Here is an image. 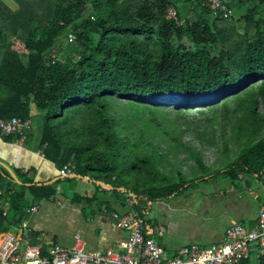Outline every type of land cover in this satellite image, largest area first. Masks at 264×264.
I'll return each mask as SVG.
<instances>
[{
	"label": "trees",
	"instance_id": "1",
	"mask_svg": "<svg viewBox=\"0 0 264 264\" xmlns=\"http://www.w3.org/2000/svg\"><path fill=\"white\" fill-rule=\"evenodd\" d=\"M14 1L23 10L0 0V120L39 119L48 160L73 162L78 176L125 193L142 222L148 202H165L211 174L231 182L264 175V0H224L228 19L192 0H38L41 13L31 17L24 0ZM168 6L178 22L166 18ZM64 42L65 59L48 66ZM123 101L143 130L118 116ZM216 105L225 164L213 170L187 146L194 166L184 174L160 150L161 135L180 144V116L164 113ZM31 190L55 193L51 185ZM9 192L0 234L20 235L26 198Z\"/></svg>",
	"mask_w": 264,
	"mask_h": 264
},
{
	"label": "crops",
	"instance_id": "2",
	"mask_svg": "<svg viewBox=\"0 0 264 264\" xmlns=\"http://www.w3.org/2000/svg\"><path fill=\"white\" fill-rule=\"evenodd\" d=\"M31 107L32 115L39 116L35 106ZM30 119L32 131L23 144L16 137L0 138L3 165L0 166V188L14 194L22 191L28 209L20 235L7 234L17 236L23 247L44 245L46 254L54 245L71 247L76 236L84 240L90 252L123 253L130 234L117 228L104 212L137 217L134 200L110 187H98L90 177H81L75 172L63 176L64 167L48 160L40 147L42 125L39 119L35 123ZM25 169H29L30 174L24 173ZM202 182H211V187L199 197L200 205L191 193L173 203L172 197L158 202L151 211L149 225L163 226L166 230L164 237L154 236L153 239L169 258L175 257L185 246L208 247L220 243L233 224L253 227L264 206L263 176H242L239 181L231 182L220 174H211ZM47 185L53 186L55 191L50 197H41V192L31 190V187ZM21 186L25 188L21 190ZM182 193L173 197L179 198ZM0 209L5 213L11 209L5 198L0 199Z\"/></svg>",
	"mask_w": 264,
	"mask_h": 264
},
{
	"label": "built area",
	"instance_id": "3",
	"mask_svg": "<svg viewBox=\"0 0 264 264\" xmlns=\"http://www.w3.org/2000/svg\"><path fill=\"white\" fill-rule=\"evenodd\" d=\"M198 1L203 9L221 19L229 18V11L224 0H192ZM166 18L178 22V12L173 6L166 9ZM70 42L74 41L70 37ZM53 52L51 57L54 55ZM47 65H55L53 56ZM32 120L13 118L7 121L0 120V138L14 136L20 144L27 141L32 131ZM77 165L70 162L62 169L65 177L73 174ZM24 173L30 174L29 169ZM264 180V175H263ZM0 188V199L3 196ZM156 202H148L144 210V221H140L132 214L104 213L109 216L112 223L130 234L124 246L123 253L113 250L90 252L84 240L76 236L74 244L69 247L53 246L46 254L42 244L26 247L13 234L0 235V264H259L264 257V206L259 210L257 221L253 227L246 228L241 224H233L226 232L224 239L208 247L197 245L185 246L178 254L169 258L153 239L154 236L164 237L166 230L163 226L151 227L149 218Z\"/></svg>",
	"mask_w": 264,
	"mask_h": 264
},
{
	"label": "rangeland",
	"instance_id": "4",
	"mask_svg": "<svg viewBox=\"0 0 264 264\" xmlns=\"http://www.w3.org/2000/svg\"><path fill=\"white\" fill-rule=\"evenodd\" d=\"M2 2L7 5L8 8H11L12 12H16L23 10L22 4L17 3L14 0H2ZM25 9L28 11L29 17L34 14L31 12L32 10H35L36 13L39 14V9L37 8L39 6L38 0H24ZM238 19H236L237 21ZM240 28H245L243 23H237ZM68 44L64 42L63 50L59 53H54L53 56L56 58V62L58 60L62 61L64 58V53L67 52ZM56 52V51H55ZM52 56V57H53ZM51 57V58H52ZM52 65V64H51ZM127 104L126 102H122L118 104V107L116 108V113L119 117L123 118L124 122L126 124L133 123L138 124V127L140 130H143V126L138 123V121L135 120V116L132 112H129L128 110L124 111L121 108L125 107ZM229 108L232 112H235L237 110L238 105L237 104H230ZM223 111L221 110V105H216L212 107H201V108H195L190 110H185L184 113L176 114V111L172 112L168 110L164 114L169 115L170 117L168 119H174L178 116H180V123H179V129L180 132H178L176 139L179 141V145L174 146L171 141L165 140L166 138L164 136H160L159 143L162 148L160 150L163 151V153H167L168 157L170 159V162L174 164V166L182 170L184 174H189V168L194 166V162L190 160L188 153L185 151V147H192V149L196 150L198 153L201 154L203 162L205 166L213 169L218 170L221 169V165L225 164V158L223 154V144L221 139V125H222V115ZM158 120L161 122L164 121V117L160 116V113L157 114ZM159 121V122H160ZM172 123V121H167V126H169ZM231 126L228 127V137L230 138L232 135L231 132ZM182 152L180 151V149ZM231 148H235L232 147ZM233 150H236L233 149ZM237 151H233V153L230 155V157L233 159L236 157ZM205 182H201L195 185H192L191 187L184 190V193L180 194L181 196L177 198L176 196L171 198V202H176L177 199H181L185 195H191V193L195 194L196 204L200 205L202 200L199 198L201 197L205 189L211 187L210 184H204ZM203 184V185H202Z\"/></svg>",
	"mask_w": 264,
	"mask_h": 264
},
{
	"label": "water",
	"instance_id": "5",
	"mask_svg": "<svg viewBox=\"0 0 264 264\" xmlns=\"http://www.w3.org/2000/svg\"><path fill=\"white\" fill-rule=\"evenodd\" d=\"M0 166H3V165L0 163Z\"/></svg>",
	"mask_w": 264,
	"mask_h": 264
}]
</instances>
